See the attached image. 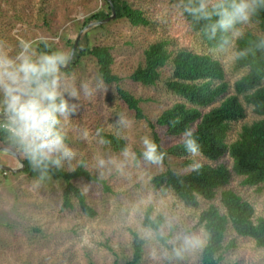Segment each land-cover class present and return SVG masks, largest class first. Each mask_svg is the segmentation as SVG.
<instances>
[{
    "label": "rangeland",
    "instance_id": "1",
    "mask_svg": "<svg viewBox=\"0 0 264 264\" xmlns=\"http://www.w3.org/2000/svg\"><path fill=\"white\" fill-rule=\"evenodd\" d=\"M123 1L134 10L141 11L150 24L136 27L127 19L116 17L87 31L91 46L111 48L114 61L112 72L120 78L119 84L105 83L95 59L91 57L83 58L79 66L70 72L62 69L69 77L75 76L77 87L84 80H91L94 87L99 85L91 98H85L81 92L80 100L73 101L80 107L66 126V143L77 152V161L84 162L86 168L98 178L99 173L93 167L94 157L119 156L121 152L100 143L103 133L115 135L126 141L127 145L131 144L136 155L137 151H142V137L153 139L154 131L166 148L180 143L179 137H169L165 128L155 125L164 110L183 102L181 97L166 88L165 82L171 75V68L162 71V79L155 86H144L130 78L144 63V52L149 45L166 41L171 51L186 49L211 55L224 67L230 94H233L234 83L247 73L246 70L235 69V60L230 59L226 51L209 48L200 34L190 29L182 2ZM107 9L105 0H0V39L14 47L18 36L26 39L40 36L46 38L53 48L72 50L70 44L84 29L85 19ZM239 28L242 35L252 32L263 36L252 18ZM65 70H70V65ZM118 87L140 101L143 119L136 118L135 112L120 99ZM244 105L246 118L233 124L227 140L229 143L238 138L244 124L264 118L258 116L252 106ZM122 118L124 123L120 122ZM151 124L155 125L154 129ZM84 129L90 132L88 140L81 138ZM97 129L102 130L99 136L96 135ZM1 154L0 165L17 172L0 170V264H126L132 258L133 235L136 234L134 225L129 224L130 208L149 193L157 199L163 196L166 210L181 216L184 226L193 230L200 228L199 216L209 205L220 207V192L225 189L237 192L254 206L257 217H264V184L258 186L260 188L244 186L243 178L234 173L228 186L219 191L215 200L207 201L199 197L198 208L186 206L172 191L155 189L152 184L155 176L168 169L180 174L191 172L188 166L194 160L199 165L223 164L231 169L233 162L228 156L218 161H210L201 154L195 158L190 155L170 157L165 165L160 166L147 164L140 159L138 166L130 167L127 177L113 173L108 179L99 178L105 182V186L79 178L76 184L95 212L90 217L82 212L76 200L72 209L62 208L64 185L61 182L47 180L37 186L36 179L18 170L21 164L16 157ZM77 161L73 162V168L65 166L63 169H76L80 165ZM193 220L197 222L193 223ZM230 242L234 245L225 251L221 264H264V250L257 248L253 240L240 237L229 229L225 245ZM201 251L186 255L183 261H174L173 264H199ZM140 264H155L145 246Z\"/></svg>",
    "mask_w": 264,
    "mask_h": 264
},
{
    "label": "trees",
    "instance_id": "2",
    "mask_svg": "<svg viewBox=\"0 0 264 264\" xmlns=\"http://www.w3.org/2000/svg\"><path fill=\"white\" fill-rule=\"evenodd\" d=\"M105 1L108 5L107 11L101 10L86 18L84 28L110 17L112 15L110 3L113 4L117 19H127L136 27L150 24L141 11L134 10L127 2ZM183 3H187V0H183ZM184 14L190 29L200 34L209 48L219 49L221 37L225 34L218 32L215 39L209 40L202 31L208 21H196L186 11ZM216 19L218 18L213 17V22ZM252 19L258 24L263 36L247 32L236 40V51L251 48L252 52L247 57L235 60V69L246 70L247 73L234 83L233 94L229 93L231 88L226 82L225 70L219 60L211 55L197 54L186 49L171 51L166 41L149 45L144 52V63L130 77L135 83L155 86L162 79V71L170 67L171 75L165 82L166 88L181 97L183 102L175 103L164 110L155 125L165 128L169 137H180L185 127H194L201 155L210 161H218L228 156L233 162L231 169L223 164L217 166L202 164L198 169L186 174L168 169L152 179L155 189L172 191L191 208H198L199 197L207 201L215 200L219 191L228 186L233 173L243 178L244 186L258 187L264 184V118L251 124H244L238 138L232 143L227 141L233 124L246 118L244 104L252 106L258 116L264 117V50L256 48L259 40L264 38V7H259ZM73 45L74 42L70 47ZM40 48H43L42 44ZM86 57L95 59L105 83L119 84L120 78L112 72L114 61L111 48L91 46L89 32L81 36L70 63V70H63L72 71ZM117 91L120 99L135 112L136 118L143 119L140 101L120 87ZM173 121H177L174 126ZM155 125L151 124V127L154 129ZM101 137L116 151H121L127 145L126 141L112 134L103 133ZM153 140L159 145L160 151L166 153L164 165L170 157L189 156L181 142L166 148L155 131ZM0 147L20 155L2 130ZM136 156L138 160L143 159L140 151H137ZM1 157L3 155L0 153ZM23 164V173L37 179V174L32 171L26 159H23ZM79 178L105 186V182L92 174L84 162L71 171L53 169L51 179L48 180L58 181L64 185L62 207L64 210L72 209L76 200L82 212L93 217L95 215L93 208L87 203L84 192L76 184ZM151 213L152 209L149 208L145 214L144 224L149 223L148 216ZM201 225L207 232V244L201 251L199 264H221L225 251L234 245L232 242L225 245L229 229L240 237L253 240L257 248L264 250V217H257L254 206L233 190L225 189L220 192V207L209 205L199 216L198 226ZM133 236V255L126 264H140L143 258L144 245L137 234Z\"/></svg>",
    "mask_w": 264,
    "mask_h": 264
},
{
    "label": "clouds",
    "instance_id": "3",
    "mask_svg": "<svg viewBox=\"0 0 264 264\" xmlns=\"http://www.w3.org/2000/svg\"><path fill=\"white\" fill-rule=\"evenodd\" d=\"M182 4L184 11L196 21H208L202 31L209 40L215 39L218 32L225 34L218 47L226 51L230 59H241L252 52L251 48L235 50V42L242 36V29L237 25L248 24L257 9L264 7V0H187V3L182 0ZM213 17L218 19L213 22ZM16 39L14 47L0 39V130L7 134L9 143L37 174L35 183L38 186L51 179L53 169L74 167L77 152L66 143V126L80 107L73 101L80 100L81 92L85 98H91L99 85L94 87L91 80H84L77 87L75 76L69 77L62 71L74 56L72 50L53 48L40 36L35 39L18 36ZM256 48L264 50V38ZM120 122L125 121L122 118ZM176 122H172L173 126ZM101 131L97 129L96 135ZM195 131L194 127H185L179 137L192 158L201 154ZM81 138L88 140L89 130L84 129ZM100 143L107 142L101 138ZM141 143L143 161L162 165L166 153L160 151L155 140L144 136ZM138 164L129 144L119 156H95L93 167L100 179H108L113 173L127 177L130 167ZM199 166L194 160L188 167L196 170ZM149 207L153 211L148 216L149 223L144 224ZM129 224L134 225L138 239L155 264L183 261L186 255L202 250L207 244L203 225L198 230L186 228L181 216L166 210L164 197L157 199L152 193L131 206Z\"/></svg>",
    "mask_w": 264,
    "mask_h": 264
},
{
    "label": "water",
    "instance_id": "4",
    "mask_svg": "<svg viewBox=\"0 0 264 264\" xmlns=\"http://www.w3.org/2000/svg\"><path fill=\"white\" fill-rule=\"evenodd\" d=\"M108 1H110V0H108ZM110 6H111V9H112V15H111L110 17H108V18H106V19H104V20H102V21H100V22L92 23V24L86 26L84 29H82V30L80 31L79 36H78L77 39L75 40L74 45H73V48H72V51H73L74 53H75V51H76V49H77V47H78L79 41H80V39H81V36H82L85 32H87L89 29H91V28H93V27L102 26L103 24H105L106 22L110 21L111 19L116 18V11H115V9H114V7H113V4L110 3ZM71 61H72V60H71ZM70 63H71V62H70ZM69 65H70V64H69ZM69 65H68V67H69ZM68 67L65 68V69H68ZM0 153L10 154V155L16 157V158L18 159V161L20 162V164H21V168L18 169V170H23V169H24L23 161L21 160V158H20L16 153L12 152L11 150H8V149H5V148H1V147H0ZM0 170H1V171H5V172H12V171L14 172V171H15V169H11L10 167L5 166V165H0ZM15 172H17V171H15Z\"/></svg>",
    "mask_w": 264,
    "mask_h": 264
}]
</instances>
